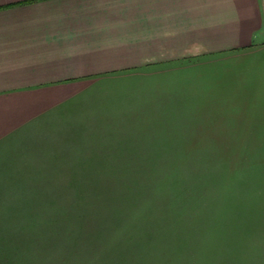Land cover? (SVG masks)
Masks as SVG:
<instances>
[{
    "label": "rangeland",
    "instance_id": "1",
    "mask_svg": "<svg viewBox=\"0 0 264 264\" xmlns=\"http://www.w3.org/2000/svg\"><path fill=\"white\" fill-rule=\"evenodd\" d=\"M261 55L86 86L0 182V264H264Z\"/></svg>",
    "mask_w": 264,
    "mask_h": 264
},
{
    "label": "crops",
    "instance_id": "2",
    "mask_svg": "<svg viewBox=\"0 0 264 264\" xmlns=\"http://www.w3.org/2000/svg\"><path fill=\"white\" fill-rule=\"evenodd\" d=\"M221 54H264V0H0V182L32 136L73 133L63 108L94 81Z\"/></svg>",
    "mask_w": 264,
    "mask_h": 264
}]
</instances>
